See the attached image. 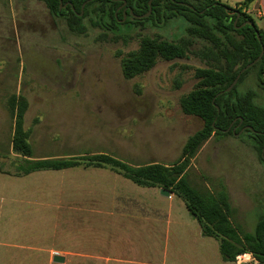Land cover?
<instances>
[{"label":"rangeland","instance_id":"obj_1","mask_svg":"<svg viewBox=\"0 0 264 264\" xmlns=\"http://www.w3.org/2000/svg\"><path fill=\"white\" fill-rule=\"evenodd\" d=\"M92 19L99 17H86L88 30L79 35L41 1L0 0V160L5 170H11L10 160L17 157L12 151L15 117L9 107L15 95L28 100L24 128L35 159L108 153L131 165H169L182 158L187 140L203 128L202 119L183 113L180 104L198 84L196 70L206 67L196 55L159 59L150 71L132 79H125L122 71L123 59L139 49L142 36L177 41L187 36L186 20L122 26L131 20L126 17L105 33L92 26ZM104 19L111 22L108 14ZM204 46L206 42L197 40L192 51ZM249 89L257 92L256 104L264 106V92L252 74L238 87L240 92ZM253 140L247 132L212 137L188 168L195 187L226 189L232 221L245 232H253L264 215V161ZM119 194L125 192L120 189ZM130 206L122 199L117 208ZM56 243L58 239L47 236L41 242Z\"/></svg>","mask_w":264,"mask_h":264},{"label":"trees","instance_id":"obj_2","mask_svg":"<svg viewBox=\"0 0 264 264\" xmlns=\"http://www.w3.org/2000/svg\"><path fill=\"white\" fill-rule=\"evenodd\" d=\"M37 1L43 2L53 16L66 20L70 31L79 35L87 32L88 28L83 21L92 14L99 17L98 21L91 20L92 26L103 28L105 33L119 26L126 9L118 8L124 2L130 8L126 10V16L131 20L122 26L131 21L137 24L151 21L158 26L173 19L186 20L189 24L187 36L177 41L142 36L139 49L123 59L122 71L125 79H132L150 71L159 59L173 61L188 58L191 53L196 55L206 67L196 70L198 84L181 99L180 104L183 113L199 117L204 126L187 140L182 158L169 165L151 163L132 166L108 154L35 159L29 142L30 133L24 128L28 100L24 96L15 95L11 96L9 107L15 117L12 151L17 157L10 160L11 170H5V163L0 160V172L23 177L40 171H60L74 167L111 169L137 186L168 190L181 198L189 212L197 218L203 236L218 241L224 261L234 262L238 256L248 253L256 259V264H264V215L259 216L253 232L243 231L232 221L233 208L226 189L212 192L199 189L191 183L188 174L191 160L210 138L236 135L247 126L256 132L244 131L254 139L253 147L261 153V160L264 161V106L256 104L255 90H238L243 80L252 74L256 86L264 92V55L255 66L241 75L232 91L222 93L243 68L259 57L264 48V26L260 27L256 19L244 10L254 0H245L234 7L219 0H154L151 6L150 0ZM60 2L66 7L63 8ZM237 13L240 18L235 25ZM106 14L111 18L109 23L104 19ZM248 21L253 26L242 27ZM197 40L206 42L207 46L192 51Z\"/></svg>","mask_w":264,"mask_h":264},{"label":"crops","instance_id":"obj_3","mask_svg":"<svg viewBox=\"0 0 264 264\" xmlns=\"http://www.w3.org/2000/svg\"><path fill=\"white\" fill-rule=\"evenodd\" d=\"M219 1L234 7L245 0ZM244 10L264 26V0ZM151 163L158 162L132 166ZM39 176L46 178L36 182ZM160 192L108 168L0 172V264H239L223 260L218 241L203 236L181 198ZM122 199L132 206L117 208ZM45 236L60 244L43 246Z\"/></svg>","mask_w":264,"mask_h":264},{"label":"water","instance_id":"obj_4","mask_svg":"<svg viewBox=\"0 0 264 264\" xmlns=\"http://www.w3.org/2000/svg\"><path fill=\"white\" fill-rule=\"evenodd\" d=\"M115 1H119V0H115ZM153 1H154V0H150V2H149V5H150V6H151V4H152ZM60 3H61V5H62V2H60ZM124 4H126V2H124ZM62 7L65 8L66 5H62ZM83 8H84V6H83ZM150 12H151V10H150ZM150 12H149V13H150ZM82 14H83V12H81L80 15L82 16ZM131 14H132V11H131ZM126 17H127V16H126V10H125V11H124V19H123V20H125ZM136 17H137V16H136ZM143 17H144V16H142L141 18H143ZM239 18H240V15L237 13V19L235 20V25L237 24ZM245 25L253 26V23L248 21V22L244 23V24L242 25V27L245 26ZM257 37H258V39L260 38V37H259V34H257ZM263 55H264V48H262V51H261V54L259 55V57H258L255 61H253L251 64H249V65H247L245 68H243V69L241 70V72L239 73V75L237 76V78L234 80V82H233V83H232V84H231V85H230V86H229L224 92H222V93H228V92L232 91L233 88L237 85V83H238V81H239L241 75H242L244 72H246L247 70L251 69L253 66H255V65L261 60V58L263 57ZM222 93H220V94H222ZM218 111H219V109H218ZM241 122H242V121H241ZM233 123H234V122H233ZM233 123H232V125H233ZM232 125H231V127H232ZM231 127H230L228 130H226L225 132H226V133L229 132L230 129H231ZM246 130H249V131H251V132H253V133H256L252 127L247 126V127H244V128L240 131V133L236 134V136H239L242 132H244V131H246ZM233 133H235V129L233 130ZM263 152H264V150H263ZM160 193H161V195L164 196V197H169V196L171 195V192L168 191V190H161ZM54 261L57 262V263H61V262H63L64 260H63V258H61V257H55V258H54Z\"/></svg>","mask_w":264,"mask_h":264},{"label":"built area","instance_id":"obj_5","mask_svg":"<svg viewBox=\"0 0 264 264\" xmlns=\"http://www.w3.org/2000/svg\"><path fill=\"white\" fill-rule=\"evenodd\" d=\"M236 261L239 264H256V259L251 254H243L237 257Z\"/></svg>","mask_w":264,"mask_h":264},{"label":"flooded vegetation","instance_id":"obj_6","mask_svg":"<svg viewBox=\"0 0 264 264\" xmlns=\"http://www.w3.org/2000/svg\"><path fill=\"white\" fill-rule=\"evenodd\" d=\"M122 9H130L129 7H127V5L126 4H122L119 8H118V10H122Z\"/></svg>","mask_w":264,"mask_h":264}]
</instances>
